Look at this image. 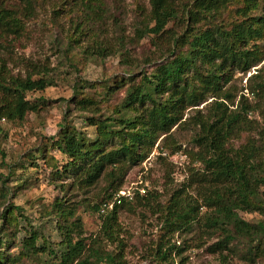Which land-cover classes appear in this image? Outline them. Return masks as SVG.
Returning a JSON list of instances; mask_svg holds the SVG:
<instances>
[{
	"label": "trees",
	"instance_id": "obj_1",
	"mask_svg": "<svg viewBox=\"0 0 264 264\" xmlns=\"http://www.w3.org/2000/svg\"><path fill=\"white\" fill-rule=\"evenodd\" d=\"M40 1L17 0L10 9L0 2V121L22 122L29 113H37L38 104L28 100L26 94L53 84L51 69L45 64L25 60L23 75H13L8 68L13 62L10 46L24 35L25 22L35 17ZM63 2L71 3L70 14L85 15L87 21L101 20L97 13L103 9L102 0ZM52 11L55 19L62 12ZM93 15L97 19H92ZM175 21L184 24L180 34L174 32V27L166 28ZM137 32L138 37H169L158 62L151 63L152 70L128 71L126 96L108 115H100L90 98L75 103L81 111L92 108L93 115L85 121L95 130L93 140L61 128L50 142L67 161L61 169L56 160L52 163L49 175L52 181L60 182L58 188L91 189L104 183L103 199L92 206L100 219L97 233L85 237L81 220L68 200H56L51 212L58 218L56 228L61 240L55 248L47 242L38 245L37 236L29 233L21 239L22 250L40 257L41 264H128L118 213L148 208L159 215L162 223L163 234L152 250L156 264L168 260L173 263V258L183 264L186 248L175 246L171 240L175 233L193 229L207 240L213 231L219 232V239L206 249L212 255L225 260L228 254L236 255L232 243L240 240L247 245L244 261L264 260V202L257 201L264 188V63L245 79L237 101L235 88L229 84L236 73L244 75L264 60V0H150L147 24ZM73 33L83 35V24L75 23ZM157 43L161 46L164 42ZM95 44L99 50L111 53L104 43ZM123 83L119 80L107 91L115 92ZM202 104L201 109H195ZM189 108H194V114L184 119ZM255 112L261 122L252 118ZM188 127L195 129L191 138L195 150L184 155L193 166L165 203L159 202L157 192L146 188L143 193L136 190L131 200L122 198L120 204L101 212L121 189L129 170L147 158L161 136L160 150L169 149L173 154L181 146L171 137V130ZM244 134L245 143L235 147L233 141ZM66 180L69 183L63 184ZM9 194L7 188L0 189L1 230L8 217L20 210L10 203L6 205ZM240 211L257 212L263 219L255 223L240 220ZM7 237L5 231H0V264H14L20 256L11 257L5 251ZM107 243L115 249L107 250Z\"/></svg>",
	"mask_w": 264,
	"mask_h": 264
},
{
	"label": "rangeland",
	"instance_id": "obj_2",
	"mask_svg": "<svg viewBox=\"0 0 264 264\" xmlns=\"http://www.w3.org/2000/svg\"><path fill=\"white\" fill-rule=\"evenodd\" d=\"M62 1H40L35 17L25 22L24 35L10 46L13 62H9L8 68L11 74L23 75L22 62L31 60L49 66L53 81L43 91L26 94L28 100L38 104L40 109L37 113H29L22 122L0 121V189L7 188L10 191L6 205L10 203L20 209L11 218L8 217L2 230L0 228V231L8 234L5 251L11 257L20 255L14 264H41L40 257L26 255L22 250L21 239L26 234L34 233L38 245L47 242L53 248L61 240L56 228L58 218L51 212L56 200H68L67 203L75 209L76 216L81 220L85 237L97 233L100 219L98 213L93 212L92 206L103 199L104 183L99 182L91 189L58 188L60 182L52 181L49 172L55 160L59 164L58 169L67 161L54 146L51 147L50 142L52 138L56 139L61 128H69L79 134V137L93 140L95 130L85 121V117L90 118L93 115L92 108L81 111L75 103L83 97L90 98L95 107L99 108L100 115H108L126 96V90L130 86L126 77L128 71L150 72L154 67L151 63L158 62V57L163 54L162 48L168 45L166 42H170L167 35L159 39L148 34L138 37L137 29L147 24L150 0H102L103 9L97 13L101 17L100 21L95 20L96 15L92 16L95 21H87L85 15L80 17L81 14L68 13L71 3L64 5ZM0 2L10 9L17 0ZM53 9L62 11L56 19ZM78 22L83 24V35L79 37L73 33L75 23ZM170 27L175 28L176 34L184 30V24L178 25L177 21L169 23L166 28ZM74 41L77 43H73ZM97 41L104 43L111 53L99 50L95 44ZM157 42L164 43L159 46ZM263 63L264 60L244 75H234L229 84L235 88V101L239 99L238 91L245 85V79L254 74ZM119 80H123V85L115 92H108L107 89ZM137 81L138 77L135 82ZM249 99L252 100L250 97ZM250 103L254 104L255 101ZM204 104L195 109H201ZM193 109L185 111L184 119L194 114ZM252 118L261 122L257 112ZM171 131V137L181 146V150L173 154L169 149L161 151V136L147 158L129 170L120 190L129 189L133 197L135 189L147 188L157 192L160 195L159 202L165 203L170 192L185 181L189 176L188 168L193 165L191 159L187 155L186 158L181 157V153L195 150L191 143L195 129L173 128ZM246 139L247 134H244L240 139L234 140L233 144L238 147ZM160 156L163 159L160 160ZM5 178L7 180L2 182ZM68 183L69 180L63 181V184ZM260 192L262 198L259 197L257 201L264 202V188ZM154 208L156 207L153 210ZM238 214L240 220L252 223L263 219L257 212L240 211ZM158 216L148 208L136 209L134 213H118L120 238L126 242L124 252L128 264H156L152 250L163 234ZM219 235V232L213 231L211 238L207 240L205 235L193 229L188 233H175L171 242L175 246L186 248L182 254L183 264H264L261 258L254 263L244 261L247 245L240 240L232 243L236 255H227L224 252L223 255H227L226 260L220 255L208 253L207 246L217 241ZM105 247L107 250L115 249V245L108 243ZM178 261L179 258H173V263L168 260V263L163 264H179Z\"/></svg>",
	"mask_w": 264,
	"mask_h": 264
},
{
	"label": "built area",
	"instance_id": "obj_3",
	"mask_svg": "<svg viewBox=\"0 0 264 264\" xmlns=\"http://www.w3.org/2000/svg\"><path fill=\"white\" fill-rule=\"evenodd\" d=\"M181 153V152H180ZM181 157L185 158V155L183 153H181ZM138 190L139 192H144L143 189H135V191ZM128 199L131 200L132 199V194L130 193V190L125 188L120 190L119 192H117V194L114 195V197L112 198L111 202L106 203L103 208L105 210H102L101 212H105L106 210H109L113 207L114 204H120L121 199Z\"/></svg>",
	"mask_w": 264,
	"mask_h": 264
}]
</instances>
